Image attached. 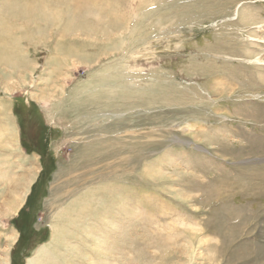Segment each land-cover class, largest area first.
Returning a JSON list of instances; mask_svg holds the SVG:
<instances>
[{"label":"rangeland","instance_id":"rangeland-1","mask_svg":"<svg viewBox=\"0 0 264 264\" xmlns=\"http://www.w3.org/2000/svg\"><path fill=\"white\" fill-rule=\"evenodd\" d=\"M0 264H264V0H0Z\"/></svg>","mask_w":264,"mask_h":264},{"label":"bare ground","instance_id":"bare-ground-1","mask_svg":"<svg viewBox=\"0 0 264 264\" xmlns=\"http://www.w3.org/2000/svg\"><path fill=\"white\" fill-rule=\"evenodd\" d=\"M125 27V26H124ZM261 58H259V57H256L255 58V62H257V63H260L261 61ZM245 195V194H244ZM249 196V195H248ZM254 196V195H253ZM245 197V196H244ZM251 198V197H250ZM249 198V199H250ZM255 199V198H254ZM256 200V199H255ZM253 202V201H252ZM250 216V215H249ZM252 217V216H251ZM14 237H15V234H14V232L13 233H9L8 234V241H13L14 240ZM5 256H6V258L4 259V260H6V262L8 263V257H7V254L5 253Z\"/></svg>","mask_w":264,"mask_h":264},{"label":"trees","instance_id":"trees-1","mask_svg":"<svg viewBox=\"0 0 264 264\" xmlns=\"http://www.w3.org/2000/svg\"><path fill=\"white\" fill-rule=\"evenodd\" d=\"M14 222H16L20 228L23 227V224H22L21 222H19V220L16 219V220H14ZM23 238H26V236L23 235V236H22V240H23Z\"/></svg>","mask_w":264,"mask_h":264}]
</instances>
